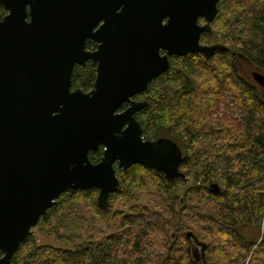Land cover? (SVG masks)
<instances>
[{
	"label": "trees",
	"instance_id": "obj_1",
	"mask_svg": "<svg viewBox=\"0 0 264 264\" xmlns=\"http://www.w3.org/2000/svg\"><path fill=\"white\" fill-rule=\"evenodd\" d=\"M6 13L0 2V19ZM211 27L201 42L226 50L173 55L134 97L147 101L135 115L143 137L175 140L185 175L116 165L120 184L106 207L96 187L63 192L32 229L64 245L32 230L11 264H264V238L244 233L264 227V95L252 81L253 71L264 74V0H220ZM96 75L94 60L76 64L72 88L91 90ZM103 153L101 145L89 157Z\"/></svg>",
	"mask_w": 264,
	"mask_h": 264
},
{
	"label": "water",
	"instance_id": "obj_2",
	"mask_svg": "<svg viewBox=\"0 0 264 264\" xmlns=\"http://www.w3.org/2000/svg\"><path fill=\"white\" fill-rule=\"evenodd\" d=\"M219 1L0 0V264H11L63 192L96 187L106 207L120 184L116 165L141 163L167 180L185 175L175 140L143 137L135 115L147 101L134 97L169 68L170 55L227 49L201 43ZM88 59L97 62L94 87L72 88L75 65ZM252 77L264 86L263 73Z\"/></svg>",
	"mask_w": 264,
	"mask_h": 264
},
{
	"label": "rangeland",
	"instance_id": "obj_3",
	"mask_svg": "<svg viewBox=\"0 0 264 264\" xmlns=\"http://www.w3.org/2000/svg\"><path fill=\"white\" fill-rule=\"evenodd\" d=\"M32 230H35L36 236L38 237L40 242L52 243V244H56V245H64L62 241L58 240L54 236H48V235H46V234H44V233H42L36 229H32ZM244 233H245V235H247L249 237L261 239V238H264V227L262 226L260 229H257L254 227H247V228H245ZM201 264H203V263L201 262Z\"/></svg>",
	"mask_w": 264,
	"mask_h": 264
},
{
	"label": "flooded vegetation",
	"instance_id": "obj_4",
	"mask_svg": "<svg viewBox=\"0 0 264 264\" xmlns=\"http://www.w3.org/2000/svg\"><path fill=\"white\" fill-rule=\"evenodd\" d=\"M200 22L201 23H204L203 21H201L200 20ZM203 34V33H202ZM92 40V39H91ZM87 43V42H86ZM201 43H203V42H201ZM204 44H212V43H204ZM96 47H97V43H96ZM95 47V48H96ZM86 48H87V46H86ZM94 48V49H95ZM87 49H89V48H87ZM94 49H90V50H94ZM162 53H164V51L162 52ZM189 54V53H188ZM185 55H187V54H185ZM173 55H170L169 56V58H170V61H171V57H172ZM252 81L254 82V85L255 86H258L259 88H260V90H261V92L263 93V95H264V86L263 85H261L259 82H257L253 77H252ZM181 164H182V162H181ZM180 170H181V167H180Z\"/></svg>",
	"mask_w": 264,
	"mask_h": 264
}]
</instances>
